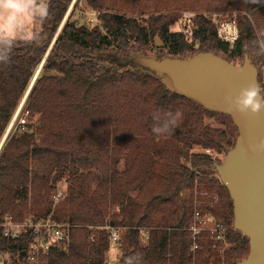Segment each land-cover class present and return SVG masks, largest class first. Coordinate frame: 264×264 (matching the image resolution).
I'll list each match as a JSON object with an SVG mask.
<instances>
[{
	"label": "trees",
	"instance_id": "obj_1",
	"mask_svg": "<svg viewBox=\"0 0 264 264\" xmlns=\"http://www.w3.org/2000/svg\"><path fill=\"white\" fill-rule=\"evenodd\" d=\"M72 2L48 0L40 31L31 36L0 37V144ZM79 2L27 99L26 111L40 116L35 129L41 141L23 133L0 152V223L6 217L13 222L52 217L65 227L67 242L35 264H108L111 231L118 228L125 230L118 241L123 254L119 264H211L212 257L219 264L221 257L213 254L204 235L195 257L190 252L194 204H189L197 184L198 209L213 213L229 229L225 263L240 264L249 256V240L233 229V202L213 173L216 161L189 154L195 146L227 153L235 147L237 128L229 116L168 92L136 58H153L151 42L158 60L212 53L229 63H244L248 57L264 86V53L252 49L259 39L256 23L264 26V0H207L201 9L247 14L238 17L240 36L232 49L203 17L196 19L194 44H187L183 34H170L177 11L195 10L187 0H84L97 18L89 26L71 19ZM147 15V21L139 19ZM177 109L183 113L179 126L156 137L151 131L154 114ZM205 117L220 126H205ZM122 162L125 171L120 173ZM134 162L136 173H130ZM190 169H202L212 180L199 179L201 174ZM66 178V198L54 208V194ZM181 192H188L186 199L179 198ZM143 229L148 230L146 244L141 242ZM33 239L31 233L1 239L0 251L21 260L11 264H27L26 259L32 264L28 253Z\"/></svg>",
	"mask_w": 264,
	"mask_h": 264
},
{
	"label": "water",
	"instance_id": "obj_2",
	"mask_svg": "<svg viewBox=\"0 0 264 264\" xmlns=\"http://www.w3.org/2000/svg\"><path fill=\"white\" fill-rule=\"evenodd\" d=\"M74 3L75 0L40 65L30 90ZM157 46L162 45L158 42ZM136 62L140 68L159 79L168 92L194 101L206 111L231 118L237 128L238 138L235 147L227 150L224 162L215 165V171L233 202V229L249 240V256L240 264H264V153L250 151L251 145L264 140V112L259 116L241 115L230 112L225 103L228 95L235 99L243 88L254 81L258 82L256 67L248 57L242 65L237 66L212 53H199L185 60L137 57ZM25 101L26 98L22 105ZM6 138L7 135L0 144V150Z\"/></svg>",
	"mask_w": 264,
	"mask_h": 264
},
{
	"label": "rangeland",
	"instance_id": "obj_3",
	"mask_svg": "<svg viewBox=\"0 0 264 264\" xmlns=\"http://www.w3.org/2000/svg\"><path fill=\"white\" fill-rule=\"evenodd\" d=\"M47 1L48 0H17V2L19 4V9L16 10L15 12H13L10 16L0 17V37L14 38L16 35L21 34V33H25V32L28 33L29 36H31L34 31L39 32L40 31V27H41L40 19L46 16V9H47V5L46 4H47ZM76 1L77 0H75V3H76ZM188 1H189V5H191L192 8H195V10H187V11L181 10V11H177L179 19L172 27H170V29H169L170 34H176V33L181 34L183 32V30H185V29H189L194 34L195 31L198 29V26L196 24V19L198 17H203V18L207 19V21H210L213 24H215V26L217 28V25H219V23H221V20L227 19V18L236 19L237 20V24H238V17H239V15L243 14V13H240L238 11L237 12L234 11V12H231V13H225V12H219V11H203L201 9L204 7V5L207 4V0H187V3H188ZM73 2H74V0H73ZM73 2H72V4H73ZM183 2H185V0H183ZM72 4H71V6H72ZM71 6H70V8H71ZM73 7H74V5H73ZM73 7H72L71 11L73 10ZM144 7H146V5ZM70 8H69V10H70ZM74 11H75V13H74V15H73V17L71 19L76 23L77 26L96 25V19H97L96 18V14L92 13V11L86 6L84 0H80L77 8ZM93 14L95 15V17L93 16ZM243 15L246 16L247 14L244 13ZM184 16H188V17L183 20ZM215 16L217 17V19L214 18ZM149 17H150V15H147V16L141 17L139 19H141V21H147V19ZM68 18H69V16H68ZM68 18H67V20H68ZM181 20H183V21H181ZM63 22H64V20H63ZM259 23L262 24V27H260L256 23V28L258 30V38L261 39V38H264V26H263L262 22H259ZM152 44L153 43L151 42V45L149 47L151 52L149 54L151 56H153V58H155L154 56H155L156 52L152 50L153 49L152 48ZM231 49H232V47H231ZM233 64H235L237 66H240L243 63H241L240 59H237V60L233 61ZM31 85H32V83L30 84L29 89L26 92V95H27L28 91L30 90ZM33 86H32V88H33ZM31 91H32V89L29 91V94H30ZM29 94H28V96H29ZM26 95L23 98V100L26 98V101L22 105V103H23V100H22V102L19 105L16 113L19 111L20 108H21L20 109L21 112H23V113L27 112L26 111V103H27L28 96L26 97ZM16 113H15V115H16ZM29 115L31 117V114H29ZM31 118L32 119H30V120L36 119V121L38 122L40 116H33ZM204 124H205V126H208L210 128H218L220 126L216 122L215 118H210V117H205ZM10 125H11V123H10ZM10 125H9L8 129L6 130V132L4 134V136L7 135V138H6V141H5L4 145H3V147L5 146L6 142H8V140H10L12 137H19L23 133L34 135L36 140H37V142L41 141V137L37 135L35 127L29 126V128L23 130V129L17 128V124L12 129L10 128L11 127ZM4 136H3V138H4ZM1 150H0V152H1ZM189 154H190V156L191 155H197V156L206 155V156H209V157L212 158L213 161H216L215 165L222 164L224 162L225 157H226V153H223V154L219 155L213 150H205V149H203L201 147H197V146L193 147V149L190 150ZM183 163H184V161H183ZM136 168H137L136 167V162H134L133 166H132V172H130V173H136ZM190 170H191V172L196 173V175L201 174L199 179L204 177L203 179H205V180H212V175H202L203 174V170L202 169L201 170L200 169H195V170L194 169H190ZM118 171L120 173H123L125 171L124 162H122L118 166ZM213 173H216V171L214 170ZM215 176L218 179L217 174ZM96 183H98V180H97ZM67 187L68 186L66 185V182H64V180H63L58 186V191L60 193H65V195H66L65 191H66ZM198 189H199V185L195 184V187H194V198H193V201H191L190 204H189V207H191L194 204L193 218H192V223H191L190 229H189L190 239L192 241V247H191L190 252H192V255L194 257H195L196 252L200 249L199 246H197V248L194 249L195 236H194V233H193L194 232L193 230L195 229L194 213H195L196 200H197L196 198L198 196V194H197V190ZM55 195H57V192L54 194V196ZM137 195H138L137 192H135L134 194H133V192L131 193V197L132 198H136ZM185 196H186L185 192H181L180 195H179V198L181 200H184L186 198ZM212 198L216 201V203H217L216 205H218V203H219L218 194L212 195ZM142 201H143V203L147 202V199L145 197H143ZM210 214L212 215L213 218L212 217L211 218H204V220H206L207 223H209V225L211 223H213V222H216V221H221L222 223H224L222 220L217 219L213 215V213H210ZM226 228H227V233H228L229 229H228L227 226H226ZM123 231L125 232V230H123ZM123 231H121V234L123 233ZM141 233H142L141 234V242L143 244H146V242L148 240V235H145L144 231L143 232L141 231ZM204 234H206V233H204ZM229 248H230V244L227 243V245L223 248V250H224L223 252H217L219 254V256L221 257V262H219V264H226L225 263V258H224V252H226ZM118 249H119V255L117 256V258H116L114 263H112L111 259L107 255L108 264H119L123 254H122V252L120 250L119 245H118ZM12 262H21V260L17 256H12L10 254L2 253L0 251V264H6V263L7 264H11ZM26 263L29 264L27 262V259H26Z\"/></svg>",
	"mask_w": 264,
	"mask_h": 264
},
{
	"label": "built area",
	"instance_id": "obj_4",
	"mask_svg": "<svg viewBox=\"0 0 264 264\" xmlns=\"http://www.w3.org/2000/svg\"><path fill=\"white\" fill-rule=\"evenodd\" d=\"M93 16L95 17L94 14ZM187 17L188 16H184L183 20ZM214 18L217 19L216 16ZM181 34L184 35L187 44H194L195 39L193 32H191L189 29H185ZM239 36L240 33L236 19H223L221 20V23L217 25L218 40L223 44L229 45L230 48L234 47V45L239 40ZM20 109L14 116L10 128L12 129L16 124L17 128L23 130L29 128V126L35 127L37 124L36 119L30 120L32 118L30 117L29 113H23L20 111ZM65 198V193H60L57 191V195L54 196V208ZM199 205L200 204L196 202L194 213L195 229L193 230L194 232L192 231L195 236L194 249L197 248L198 241L202 238L201 236L204 235L208 237L209 241L213 245V254H218L217 252H223V248L227 245L226 225L221 221H216L209 225V223H207L204 218H211L212 215L208 211H200L198 209ZM51 218L52 217L46 220H39L28 217L24 222H13L10 217H6L3 223H0V240H14L27 233L33 234L34 239L29 249L28 260L32 264L38 263L40 258L47 256L52 250L61 248L67 242L66 233L64 231L65 227L61 224H58ZM110 241L111 244L118 243L119 234L116 231H112ZM214 261L215 258L212 257L211 264H215ZM192 264H195V261Z\"/></svg>",
	"mask_w": 264,
	"mask_h": 264
},
{
	"label": "clouds",
	"instance_id": "obj_5",
	"mask_svg": "<svg viewBox=\"0 0 264 264\" xmlns=\"http://www.w3.org/2000/svg\"><path fill=\"white\" fill-rule=\"evenodd\" d=\"M18 9L17 0H0V17L10 16ZM252 49L257 54L264 53V38L253 41ZM225 103L230 112L259 116L264 112V86L254 81L243 88L237 98L234 99L231 95L225 97ZM182 119L183 113L179 109L175 111L161 110L153 116L151 131L158 138L170 135L179 126ZM250 151L257 154L264 153V140L251 145Z\"/></svg>",
	"mask_w": 264,
	"mask_h": 264
},
{
	"label": "crops",
	"instance_id": "obj_6",
	"mask_svg": "<svg viewBox=\"0 0 264 264\" xmlns=\"http://www.w3.org/2000/svg\"><path fill=\"white\" fill-rule=\"evenodd\" d=\"M81 175L82 174H84V173H80ZM96 175H99V173H96ZM64 182H66V185L68 186L67 188H66V191H67V189L69 188V186H70V183H69V181H68V178H66L65 180H64ZM98 184V183H97ZM65 191V192H66ZM135 192H137L138 193V190L136 189V190H134L133 191V194L135 193ZM186 193H188V192H185V195H186ZM186 198H187V195L185 196ZM185 198V199H186ZM189 218V216H187L186 217V220ZM119 229V230H118ZM118 229H112V231H116L118 234H119V237H120V234H121V231H123L121 228H118ZM111 231V232H112ZM142 232L144 231V233H145V235H148V230H141ZM171 231V230H170ZM118 243L117 244H112L111 245V249H110V252L108 253V257L111 259V261H112V263H114L115 262V260H116V258H117V256L119 255V249H118Z\"/></svg>",
	"mask_w": 264,
	"mask_h": 264
}]
</instances>
